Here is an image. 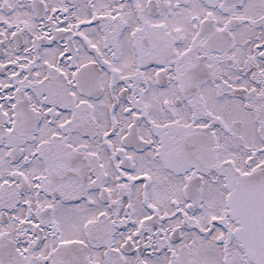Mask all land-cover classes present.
Wrapping results in <instances>:
<instances>
[{
    "label": "snow or ice",
    "instance_id": "obj_1",
    "mask_svg": "<svg viewBox=\"0 0 264 264\" xmlns=\"http://www.w3.org/2000/svg\"><path fill=\"white\" fill-rule=\"evenodd\" d=\"M0 264H264V0H0Z\"/></svg>",
    "mask_w": 264,
    "mask_h": 264
}]
</instances>
